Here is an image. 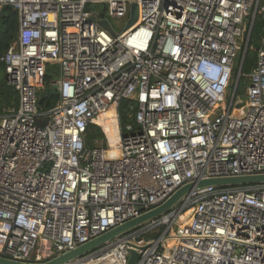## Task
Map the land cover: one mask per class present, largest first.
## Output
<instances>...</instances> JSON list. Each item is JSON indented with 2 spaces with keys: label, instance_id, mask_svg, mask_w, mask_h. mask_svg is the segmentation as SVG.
I'll return each mask as SVG.
<instances>
[{
  "label": "built area",
  "instance_id": "1",
  "mask_svg": "<svg viewBox=\"0 0 264 264\" xmlns=\"http://www.w3.org/2000/svg\"><path fill=\"white\" fill-rule=\"evenodd\" d=\"M131 3L137 18L127 25ZM5 5L18 16L16 40L0 58L17 106L0 114V256L47 262L185 185L264 174V39L244 96L227 97L242 26L257 14L264 20V0ZM91 16L127 22L120 32L111 24L112 35ZM47 63L60 67L59 98L41 113ZM126 99L136 101L135 127L121 131ZM109 109L113 146L95 120ZM38 116L48 121L39 126ZM90 123L106 146L85 145ZM129 250L134 264H264V181L194 185L165 213L68 264H127Z\"/></svg>",
  "mask_w": 264,
  "mask_h": 264
},
{
  "label": "trees",
  "instance_id": "2",
  "mask_svg": "<svg viewBox=\"0 0 264 264\" xmlns=\"http://www.w3.org/2000/svg\"><path fill=\"white\" fill-rule=\"evenodd\" d=\"M91 9V7H87ZM103 13V12H102ZM250 17H248L247 26L244 31V42L240 50V56L247 45L244 55L243 65L240 72L238 85L236 88V97L244 96V88L248 82L247 74L255 67L257 58V49L254 48V44L260 43L264 39V20L259 14L255 16L251 33L248 37V24ZM18 30V16L16 7L5 5L0 9V58L9 48V46L16 40ZM239 61L235 62L231 83L229 85V91L227 96L232 94L233 83L236 73L239 68ZM52 66V68H50ZM60 76V67L55 63H47L42 79V86L38 89V109L41 113L47 112L58 101L59 94L55 82ZM17 106V94L13 86L8 84L5 80L4 63L0 59V114L7 108H14ZM136 112V101L132 99L122 100L118 106L119 125L121 131H125L127 125L135 127L134 115ZM48 121L46 116H38L36 123L39 126H43ZM104 132L100 126L90 123L85 132V145L87 147H94L95 141L104 139ZM162 226L154 234L144 235L146 238L155 237L162 230Z\"/></svg>",
  "mask_w": 264,
  "mask_h": 264
},
{
  "label": "water",
  "instance_id": "3",
  "mask_svg": "<svg viewBox=\"0 0 264 264\" xmlns=\"http://www.w3.org/2000/svg\"><path fill=\"white\" fill-rule=\"evenodd\" d=\"M137 18V5L135 3L130 4V18L127 22V25H131L135 22ZM91 20L97 22L102 28L106 29L108 32H110L112 35L114 34V31L111 27L110 22L107 19L104 18H96L95 16H91ZM253 22L255 19V16H253ZM253 22L249 25L248 29V37L251 33V29L253 26ZM254 48L258 49L259 44L256 43L253 46ZM247 45H245L244 50L242 52V56L239 61V68L236 73L234 83H233V89H232V96H235L236 88L238 85L239 77L241 68L243 65L244 55L246 52ZM264 181V174L261 175H251V176H238V177H224V178H211V179H204L199 180L196 183H191L188 185H185L181 188H179L176 192H174L165 202H163L161 205L156 207L153 210H150L148 212L142 213L139 216L132 218L118 226H115L108 230L107 232L99 235L98 237L83 243L76 248H73L69 250L68 252H65L63 254L58 255L57 257L43 263L39 264H68L70 261L83 256L98 247L103 246L106 242L113 240L116 236L127 232L128 230L138 226L139 224H142L154 217H157L163 213H165L178 199L186 193L190 188H192L194 185L202 186L206 184H213V185H243V184H250V183H256ZM138 258V253L134 250H129V258L127 261V264H134ZM0 264H31V263H21L16 262L11 259H8L6 257L0 256Z\"/></svg>",
  "mask_w": 264,
  "mask_h": 264
},
{
  "label": "rangeland",
  "instance_id": "4",
  "mask_svg": "<svg viewBox=\"0 0 264 264\" xmlns=\"http://www.w3.org/2000/svg\"><path fill=\"white\" fill-rule=\"evenodd\" d=\"M126 22H127L126 21V18H122V19H111V24L114 27V29H115L116 32H120L121 30H123L125 28V26H126ZM247 22H248V18L245 20V22H244V24L242 26V34H241L240 38L238 39V51H237V56H236L235 62H237L238 59L241 58V56H242V54L240 56V50H241V47H242L243 42H244L243 37H244L245 28L247 26ZM50 68H52V66H50ZM229 90L230 89L228 88V91ZM226 102H227V100H226ZM225 106H226V103H224V105L222 107L225 108ZM104 136H105L104 139L95 141V145L103 146V147L106 146L107 137H106L105 133H104ZM173 245H174V241H171V242H169L166 245V247H167V249H171Z\"/></svg>",
  "mask_w": 264,
  "mask_h": 264
},
{
  "label": "bare ground",
  "instance_id": "5",
  "mask_svg": "<svg viewBox=\"0 0 264 264\" xmlns=\"http://www.w3.org/2000/svg\"><path fill=\"white\" fill-rule=\"evenodd\" d=\"M112 115H113V110L109 109L104 113H102L100 116H98V118L95 120L97 121L98 124H100L103 127L110 141V144L113 146L117 140V132L114 124L112 123L113 120L109 118Z\"/></svg>",
  "mask_w": 264,
  "mask_h": 264
}]
</instances>
